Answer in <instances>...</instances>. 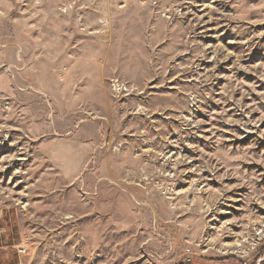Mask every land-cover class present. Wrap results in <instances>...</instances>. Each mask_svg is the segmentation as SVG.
I'll return each mask as SVG.
<instances>
[{
	"label": "rangeland",
	"instance_id": "1",
	"mask_svg": "<svg viewBox=\"0 0 264 264\" xmlns=\"http://www.w3.org/2000/svg\"><path fill=\"white\" fill-rule=\"evenodd\" d=\"M188 250L264 264V0H0V264Z\"/></svg>",
	"mask_w": 264,
	"mask_h": 264
},
{
	"label": "crops",
	"instance_id": "2",
	"mask_svg": "<svg viewBox=\"0 0 264 264\" xmlns=\"http://www.w3.org/2000/svg\"><path fill=\"white\" fill-rule=\"evenodd\" d=\"M193 264H231V262L229 260L195 259Z\"/></svg>",
	"mask_w": 264,
	"mask_h": 264
},
{
	"label": "built area",
	"instance_id": "3",
	"mask_svg": "<svg viewBox=\"0 0 264 264\" xmlns=\"http://www.w3.org/2000/svg\"><path fill=\"white\" fill-rule=\"evenodd\" d=\"M194 257L190 250L187 251V253L184 256L183 262L181 264H193Z\"/></svg>",
	"mask_w": 264,
	"mask_h": 264
},
{
	"label": "bare ground",
	"instance_id": "4",
	"mask_svg": "<svg viewBox=\"0 0 264 264\" xmlns=\"http://www.w3.org/2000/svg\"><path fill=\"white\" fill-rule=\"evenodd\" d=\"M225 250H226V252L228 251V250H231V251H238V250H242L243 251V245L242 244H237L235 247H232V246H227V247H225Z\"/></svg>",
	"mask_w": 264,
	"mask_h": 264
},
{
	"label": "water",
	"instance_id": "5",
	"mask_svg": "<svg viewBox=\"0 0 264 264\" xmlns=\"http://www.w3.org/2000/svg\"><path fill=\"white\" fill-rule=\"evenodd\" d=\"M263 261H264V258H263Z\"/></svg>",
	"mask_w": 264,
	"mask_h": 264
}]
</instances>
